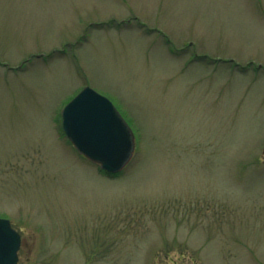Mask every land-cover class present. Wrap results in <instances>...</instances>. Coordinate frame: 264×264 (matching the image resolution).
Listing matches in <instances>:
<instances>
[{
	"label": "rangeland",
	"instance_id": "374dc122",
	"mask_svg": "<svg viewBox=\"0 0 264 264\" xmlns=\"http://www.w3.org/2000/svg\"><path fill=\"white\" fill-rule=\"evenodd\" d=\"M83 87L118 176L61 131ZM0 218L17 264H264V0H0Z\"/></svg>",
	"mask_w": 264,
	"mask_h": 264
},
{
	"label": "water",
	"instance_id": "95a60500",
	"mask_svg": "<svg viewBox=\"0 0 264 264\" xmlns=\"http://www.w3.org/2000/svg\"><path fill=\"white\" fill-rule=\"evenodd\" d=\"M61 127L78 154L108 175H118L130 161L135 139L127 122L106 97L84 87L61 112ZM20 236L0 219V264H17Z\"/></svg>",
	"mask_w": 264,
	"mask_h": 264
}]
</instances>
